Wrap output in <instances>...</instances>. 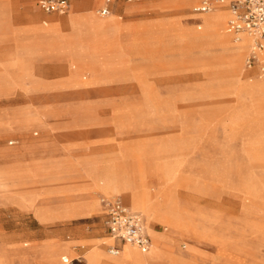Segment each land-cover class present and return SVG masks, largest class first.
Masks as SVG:
<instances>
[{"label": "rangeland", "instance_id": "rangeland-1", "mask_svg": "<svg viewBox=\"0 0 264 264\" xmlns=\"http://www.w3.org/2000/svg\"><path fill=\"white\" fill-rule=\"evenodd\" d=\"M67 1L58 14L36 0H0V228L12 227L7 207L52 204L63 173L40 152L67 145L160 188L151 206L129 203L152 241L142 258L125 243L133 260L192 264V252L205 264H264V74L245 67L247 50L218 44L225 22L218 32L197 29L196 17L213 9L195 14L192 0H116L120 27L105 33L50 20L87 9L107 18L97 12L103 2ZM173 15L174 24L160 20ZM124 24L137 30L122 33ZM95 191L98 202L108 196ZM87 215L102 236L95 245L108 251L101 215Z\"/></svg>", "mask_w": 264, "mask_h": 264}, {"label": "crops", "instance_id": "crops-1", "mask_svg": "<svg viewBox=\"0 0 264 264\" xmlns=\"http://www.w3.org/2000/svg\"><path fill=\"white\" fill-rule=\"evenodd\" d=\"M101 2H103V0H101ZM77 3L85 7L93 6L92 4L86 3V0H79ZM36 4L40 9H42L39 6V0H36ZM118 7H121L119 2L116 3V0H112L109 4V14L110 11H113V15L119 14L117 13ZM219 8L226 10L223 7ZM68 9L64 12H47L43 9L42 10L47 13L55 12L58 14H64L68 11ZM129 9L130 7L126 5L122 6L123 12L129 11ZM191 10L193 13L198 15L201 13H205L196 12L192 9V7ZM86 11L89 10H73L72 12L81 14L85 13ZM109 14L101 17H108ZM67 15L50 20H64ZM178 16L179 15H173L168 18H160V20H164L170 24H174L179 21L180 18ZM228 17L229 14H227V18L225 21V30L226 33L231 38H233V35L227 29ZM160 20L158 19V21ZM78 22L81 21L78 20ZM83 23L85 27L88 26V23ZM195 25L197 29H200L202 26V20L199 16L196 17ZM124 26V31L122 33L125 34L131 32V29L137 30L135 29V27H129L125 24ZM65 27H68V31L70 30L69 25H64L63 29H65ZM217 38L218 44L221 45L220 40H222V35L218 34ZM250 43L251 40L249 39L247 45L248 48ZM247 53L248 50L244 57L245 67L250 72L256 71V75L260 77L261 74H264V72L260 70L258 64H254L252 66H247L245 64ZM51 148H54V150ZM70 148L67 145H47L44 147L45 150L40 152L45 160H48L49 158H52L54 156L55 163L59 165L61 173H63L60 177H58V179H64V181L59 184L58 187L53 191L54 201L50 206L47 204V206L43 204L38 205L37 207L39 208L36 210V212L30 211L29 208H27L25 205H22V207H7V210L10 211L12 217L6 222H11L12 227L10 229H5L4 227L0 228V264H78L77 261L79 258L81 259H79L80 261L78 262H81L82 264H141L130 257L129 252L125 246L126 242L116 239L108 233L103 222L104 209L101 205L100 200L98 202L95 198L96 188L106 195L111 196L113 184L112 168L114 164H105L103 163V161L92 162L94 157L92 154H89L88 151H77L71 150ZM75 179L76 181H72ZM66 180H68L69 182ZM140 183L147 188V198H154L159 195L160 188H157L156 191L154 189L148 190V184L144 176L140 178ZM126 194L127 193H118L117 195L121 197L124 205L132 209L130 207ZM139 194L140 192L138 193L134 191L135 198ZM43 195L49 196V192ZM154 204L157 207H163L159 204V200L155 201ZM45 207L53 208L47 209ZM173 207H178L177 202ZM93 210H97L101 215V222L103 224V227L105 228V232L107 233L106 238L112 240V243L108 244L107 246L108 251H105L103 250V248L95 245L96 240L102 238V236L95 235L94 228L92 226L93 223L88 218L87 214H89V212ZM132 210L139 213L141 212L135 209ZM173 210L170 212V214L174 217H177L175 214L176 212H174ZM155 223L159 222L155 221L151 224L152 228L155 231L165 232V228H163L164 231L155 229L153 226ZM145 231L151 245V237L147 233L146 228ZM198 232L199 230L197 228V233ZM174 239L175 238L172 236L169 237V242L173 244L172 240ZM89 244H91V246L88 247ZM171 245H169V247ZM111 248H115L117 250V253H111L109 251ZM137 248L141 250L139 247ZM150 248L151 247L149 246L147 250L141 251L148 252ZM222 249L223 248L219 243L217 245L218 255H227L229 253L225 249L224 251ZM78 252H80L81 255H79L78 257H74L73 254ZM194 254L195 253L191 252L186 257L189 261L193 262L192 264H195V260H197L196 264H205V262L209 260V258L206 256L198 253H196V255ZM210 260L213 261L212 258Z\"/></svg>", "mask_w": 264, "mask_h": 264}, {"label": "built area", "instance_id": "built-area-1", "mask_svg": "<svg viewBox=\"0 0 264 264\" xmlns=\"http://www.w3.org/2000/svg\"><path fill=\"white\" fill-rule=\"evenodd\" d=\"M111 1L103 0L97 10L101 16L109 13ZM39 6L47 12H64L69 8L66 0H39ZM215 7L228 10L227 29L231 34L238 38L239 33L245 32L252 38L245 64H258L264 72V0H193L192 4L196 12H208ZM100 202L104 209V225L112 237L134 244L142 251L149 248L150 241L141 213L124 205L119 195L102 196ZM109 251L117 253L115 248Z\"/></svg>", "mask_w": 264, "mask_h": 264}, {"label": "bare ground", "instance_id": "bare-ground-1", "mask_svg": "<svg viewBox=\"0 0 264 264\" xmlns=\"http://www.w3.org/2000/svg\"><path fill=\"white\" fill-rule=\"evenodd\" d=\"M184 1H186L185 2L186 4L190 2V0H184ZM86 3H88V4L92 3L93 5H98L99 3H101V0H86ZM111 13H112L111 17H107L103 20H97V19H93L91 17V10L86 11L84 14L74 13L71 11L70 14H68L67 17L63 21L65 22V21L72 19L74 21L77 20L76 21V23H77L78 20H80L81 22H78V23L81 26H84L83 22L88 23V26L86 28L90 29L89 30L90 32L92 31V32L105 33V32H109V31L117 30L120 27L119 23L114 18L115 16L113 15V11H111ZM227 14H229L228 10H224V9L219 8V7H215V8H213L212 13H209L207 15H200L199 17L202 20V26H203L202 29H209V30H212L213 32H218L219 29L222 28L224 22L226 21ZM32 18H33V16H32ZM55 21L61 22L59 20H55ZM184 31H187L186 25L184 27ZM205 31H207V30H205ZM200 33H202V32H200ZM210 34H212V33L210 32ZM233 38L234 39L232 40L231 37L228 36V34H226V35L222 36V40H220V41L223 45L229 46L230 51H232L234 54H239L240 52L248 50V47H247L248 40L250 39L252 42V38L248 34H246L245 32L239 33L238 38H236L233 35ZM250 45H251V43H250ZM221 50H222V48H221ZM227 51H229V50H227ZM255 84L258 85L257 82ZM254 87L257 88L256 86H253V88ZM112 177H113L112 191H114L117 188L118 190H121L124 193H127L126 196H127L129 203L133 204L134 206L139 205V206H141V208H142V206L143 207L144 206H151L149 204V202L151 201L152 197H148V198L146 197V189L147 188L144 187L140 182H137L136 178L131 177L129 171L125 170L124 167H122L121 165L113 166ZM148 190H149V188H148ZM134 191L138 192V193L140 192V194L137 195L136 198L134 197ZM164 202H167L166 197H164ZM161 203H163V201ZM168 209H171V207H169ZM127 244H129L130 246L134 245V244H130V243H127ZM138 250H139L138 248H133V253L136 257L142 258L143 254L140 252L141 250H139V251Z\"/></svg>", "mask_w": 264, "mask_h": 264}]
</instances>
